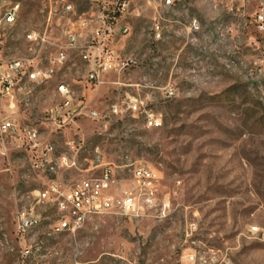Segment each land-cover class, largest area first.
Instances as JSON below:
<instances>
[{
	"label": "rangeland",
	"instance_id": "obj_1",
	"mask_svg": "<svg viewBox=\"0 0 264 264\" xmlns=\"http://www.w3.org/2000/svg\"><path fill=\"white\" fill-rule=\"evenodd\" d=\"M64 1L75 18L111 0H0V14L10 3L20 7L2 52L30 55L32 47L47 65L53 47L31 45L24 34L52 29L63 38L71 15L59 11ZM109 9L108 19L127 29L109 43L127 64L85 94L97 118L82 115L51 133L56 154L76 155L77 167L57 175L73 184L92 172L85 169L96 155L119 166L146 165L158 173L157 200L168 199L169 212L92 215L74 231L48 234L58 213L37 191L53 176L33 169L26 149L7 143L0 155V264H264V20L259 28L255 19L264 16V0H129L121 11ZM193 18L198 30L189 26ZM70 58L58 73L84 71L77 54ZM165 86L173 95H164ZM43 87L31 89L30 107L19 104L17 118H34L48 133ZM133 99L161 125L147 127L130 110L109 113L112 103L125 107ZM129 168L116 171L114 196L130 183ZM22 210L41 221L19 239Z\"/></svg>",
	"mask_w": 264,
	"mask_h": 264
},
{
	"label": "built area",
	"instance_id": "obj_2",
	"mask_svg": "<svg viewBox=\"0 0 264 264\" xmlns=\"http://www.w3.org/2000/svg\"><path fill=\"white\" fill-rule=\"evenodd\" d=\"M128 1L111 0L108 4H103L97 13L75 18L72 17L75 15L72 4L62 2L59 11L71 14L63 29V38L56 36L52 29H30L24 34V40L31 45L53 47L47 57V65L42 64L38 54L32 55L35 52L32 47L28 48L30 55H12L1 51L6 39V28L12 27L18 19L19 3L8 4L0 14V155L6 154L7 143H13L14 146L26 149L32 154L33 169L53 176L47 180L43 189L37 191L38 200L51 203L58 213V217L48 224V234L74 231L92 215L117 212L137 217L145 211H152L155 216L163 218L169 212V200H157L158 173L146 165L119 166L103 162L102 158L96 155V162L88 169L92 171L88 176L81 177L70 185L59 181L56 178L59 170L77 167L76 155L66 152L56 154L48 135L43 136L40 133L36 119L28 117L20 120L15 116L19 109L17 100L25 108L30 105L28 96L31 89H26V82L31 85H43L55 81L59 69L70 61L71 52L76 53L85 63L86 68L80 79L91 89L101 84L110 71L121 70L127 64H119L118 55L109 44L116 32L125 33L127 29L112 23L107 17V11L110 10L109 5L112 11H121ZM171 3L172 0H164V4ZM255 19L259 23L258 27L263 28L262 12L257 13ZM189 26L194 30L199 29V24L194 18ZM163 92L169 97L173 95L174 90L172 86H165ZM53 95L54 103L45 108L42 115L52 124L50 132L76 124L81 115L92 119L98 117V113L88 107V100H75V92L65 80L55 82ZM125 110L141 114L147 127L161 125L160 117L142 100H129L125 107L117 102L109 106V113L113 115H121ZM123 166L130 167L131 180L127 187L121 190V194L114 196L112 190L118 189L115 174ZM95 172L99 174L95 175ZM40 221L41 217L32 212H18L15 222L17 237L23 238L26 232L37 226ZM191 226V229H195L194 224Z\"/></svg>",
	"mask_w": 264,
	"mask_h": 264
},
{
	"label": "crops",
	"instance_id": "obj_3",
	"mask_svg": "<svg viewBox=\"0 0 264 264\" xmlns=\"http://www.w3.org/2000/svg\"><path fill=\"white\" fill-rule=\"evenodd\" d=\"M2 51V50H1ZM71 54H73V52H71ZM70 54V55H71ZM76 54V53H75ZM77 58H78V61L80 62V64H81V66H82V68H84V70H85V68H86V65H85V63L84 62H82L80 59H79V57H78V55H77ZM73 64H71V66H72ZM82 74H83V71L82 72H73V73H71V72H62V73H58L57 74V77H56V80L55 81H53V82H50V83H46V84H43V85H31L29 82H26V84H25V86H26V89H33L35 86H38V87H41V86H44L43 87V91H47L48 92V100L50 101V105L48 106V107H50L53 103H54V92H55V82L56 81H60V80H65L71 87H72V89L74 90V92H75V100H80L81 99V97H83L82 99H85V100H88V99H86V97H85V94H87V92H89V91H91L92 89L90 88V87H88L87 85H85L83 82H82V80L80 79L81 78V76H82ZM78 88L80 89V91L78 90ZM20 95V94H19ZM31 102H32V99H31V101H30V103L29 104H31ZM16 104H17V106L18 107H20V103H19V100H17L16 101ZM30 107V106H29ZM47 107V108H48ZM18 111H19V109L17 110V112H16V114H15V116L17 117V113H18ZM82 116V115H81ZM85 116V115H84ZM80 117V116H79ZM78 117V118H79ZM43 118V120L44 121H46L47 123H49L50 125H51V127H52V124H51V122L47 119V118H45V117H42ZM78 118H77V120H78ZM76 120V121H77ZM36 126L38 127V129H39V131H40V133L44 136V135H48V139H49V141H50V143L52 144V146H53V149H54V152H55V147H54V138H52L50 135H51V133H53V132H44V131H42V130H40V128H39V126H38V124H36ZM55 132H57V131H55ZM89 168H87V169H85V171H87ZM57 177V179L59 180V181H61V182H63V183H67V182H65L64 180H62V179H60L59 178V176L57 175L56 176Z\"/></svg>",
	"mask_w": 264,
	"mask_h": 264
}]
</instances>
